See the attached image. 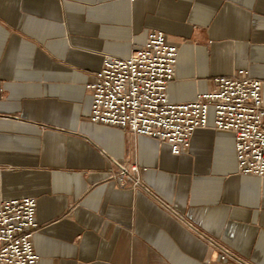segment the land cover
<instances>
[{"label":"crops","instance_id":"0c3cea01","mask_svg":"<svg viewBox=\"0 0 264 264\" xmlns=\"http://www.w3.org/2000/svg\"><path fill=\"white\" fill-rule=\"evenodd\" d=\"M153 31L179 50L173 103L240 70L264 98V0H0V205L36 199L40 264H264V178L213 114L181 155L91 119L105 58Z\"/></svg>","mask_w":264,"mask_h":264},{"label":"built area","instance_id":"2783aa9c","mask_svg":"<svg viewBox=\"0 0 264 264\" xmlns=\"http://www.w3.org/2000/svg\"><path fill=\"white\" fill-rule=\"evenodd\" d=\"M134 1V0H132ZM179 50L163 31H153L127 59L105 58L89 84L93 122L126 128L170 145L181 155L197 129L209 125L234 133L239 172L264 178L263 82L240 70L215 80V89L191 102L175 104L169 86L176 76ZM137 166H121L122 179ZM37 201L26 197L0 205V264H40L33 245L38 228ZM231 255L224 251L221 258ZM204 264H210L205 262Z\"/></svg>","mask_w":264,"mask_h":264}]
</instances>
